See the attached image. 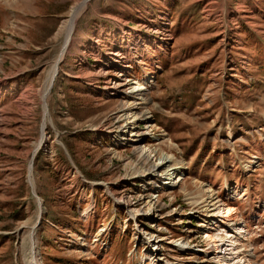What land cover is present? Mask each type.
<instances>
[{
    "label": "rangeland",
    "instance_id": "obj_1",
    "mask_svg": "<svg viewBox=\"0 0 264 264\" xmlns=\"http://www.w3.org/2000/svg\"><path fill=\"white\" fill-rule=\"evenodd\" d=\"M81 1L0 0V264H264V0H89L43 101Z\"/></svg>",
    "mask_w": 264,
    "mask_h": 264
},
{
    "label": "bare ground",
    "instance_id": "obj_2",
    "mask_svg": "<svg viewBox=\"0 0 264 264\" xmlns=\"http://www.w3.org/2000/svg\"><path fill=\"white\" fill-rule=\"evenodd\" d=\"M86 4V0H82L81 2L71 6L70 10H69V13H68V16H67V19L65 20L64 24H63V28H64V43H63V46L61 48V51L59 53V55L57 56V58L53 61L52 65L50 66V69H49V72H48V76H47V79H46V82L45 84L43 85V88L41 89V98L45 99V96L48 92V90L50 89L51 85H52V80L54 79L55 77V74H56V71L58 70V67H59V61L64 57V54L68 51V48L71 44V40H72V34H73V31H74V25H75V20L78 16V14L81 12V10L83 9V7L85 6ZM124 84H118V85H115V87H123ZM132 94L134 95H138L139 98L141 96V98L143 97L141 94H142V91L146 89V87H142V85H136L134 87H132ZM137 96V97H138ZM145 99V98H144ZM143 99V100H144ZM137 104H140V103H137ZM132 108H134L133 104H127L126 108L123 106V109L122 111L124 112L123 115V119L122 120H127L126 121V125L124 126L127 127L128 125L132 124L134 125V121H130L128 120V118H132V117H135L134 119L136 120L137 117H136V114H132L131 111ZM45 109V107L43 108ZM43 117H47V114H46V109L44 110V113H43ZM42 131H44V127L46 125V122H45V119L42 120ZM138 133H135L133 136H137ZM38 146V145H37ZM36 146V147H37ZM146 152L141 149V154L143 155L142 157H144L143 159H145V156H147L145 154ZM141 156V155H140ZM168 157H165L163 155H159V159H163L164 161L166 162H169L170 164L168 165V168H170V170H172V177H170V181L171 184H176L178 182H180V176H179V164H177L176 162H174V160H170L168 159ZM147 159V158H146ZM154 167H156V165H151L150 167L148 168H142L141 166L138 167L137 169V165L133 166V164H130V168L133 169L135 172V175L136 173H138L139 175L141 176H152L155 171ZM29 170L30 172L32 171V167L30 166L29 164ZM140 172V173H139ZM29 180L31 182V178L29 177ZM32 183V182H31ZM211 196L212 195H209V197L207 198V202H206V207H207V210L212 211V214H213V217L212 219H216V220H222V221H226V220H229V218L234 214V211H235V208L231 205H229V203H220L219 201L215 200L214 198L211 199ZM210 198V199H209ZM214 200V201H213ZM41 209V207H40ZM87 213V209H85L83 211V214ZM214 220L211 221V223H213ZM202 226H205L207 227V225H202ZM205 240L206 242H209V243H212L214 245V248L216 249L217 248V244H216V241L214 240V238L211 236V234L209 233H206L205 234ZM229 240H230V244L232 245L233 241H232V238L229 237ZM185 242H180L179 244H181L182 247H184V244ZM152 252V255L153 257H158L159 256V251L160 249L159 248H153L150 250ZM215 251V250H213ZM150 255V256H152ZM28 262L27 264H38V260H37V257H36V254H35V251H34V247L33 245H31L30 247V256L28 258ZM157 260H160L158 258H156ZM27 260V259H26ZM216 264H228L226 262H217Z\"/></svg>",
    "mask_w": 264,
    "mask_h": 264
},
{
    "label": "water",
    "instance_id": "obj_3",
    "mask_svg": "<svg viewBox=\"0 0 264 264\" xmlns=\"http://www.w3.org/2000/svg\"><path fill=\"white\" fill-rule=\"evenodd\" d=\"M87 1H89V0H86V2H87ZM57 72H58V70L56 71V74H57ZM53 80H54V79H53ZM53 80H52V82H53ZM52 82H51V83H52ZM31 166H32V161H31Z\"/></svg>",
    "mask_w": 264,
    "mask_h": 264
}]
</instances>
